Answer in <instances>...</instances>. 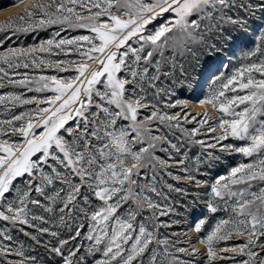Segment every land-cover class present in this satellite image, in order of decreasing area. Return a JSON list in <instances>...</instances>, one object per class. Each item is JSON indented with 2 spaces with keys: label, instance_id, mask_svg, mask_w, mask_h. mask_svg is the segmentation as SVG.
Wrapping results in <instances>:
<instances>
[{
  "label": "snow or ice",
  "instance_id": "6c2138e0",
  "mask_svg": "<svg viewBox=\"0 0 264 264\" xmlns=\"http://www.w3.org/2000/svg\"><path fill=\"white\" fill-rule=\"evenodd\" d=\"M48 28L0 48V264H264V0H35L0 45Z\"/></svg>",
  "mask_w": 264,
  "mask_h": 264
},
{
  "label": "rangeland",
  "instance_id": "374dc122",
  "mask_svg": "<svg viewBox=\"0 0 264 264\" xmlns=\"http://www.w3.org/2000/svg\"><path fill=\"white\" fill-rule=\"evenodd\" d=\"M33 3H35V0H0V24L6 23L9 20H16L18 15L25 14L26 8ZM157 19L160 20L161 22L163 21V18L161 17H158ZM153 23H155V21ZM51 32H52V28H48V29L32 30L28 32H20L15 35H9L8 38L5 40V43L3 45H0V48H4L7 46H13V47L25 46L26 47L34 42H39V40L41 39H47L51 35ZM72 34H75V33H72ZM6 35H7L6 31L0 30V39H4ZM61 35H64V33H61ZM239 55H240V52L238 50L236 52V56L238 57ZM229 58L235 59V57H232L231 55ZM18 90L23 91V89H18ZM0 91H3V89H0ZM178 98L189 99L190 107H192L194 110H199L201 107L195 100L192 99L187 89H185L184 93L182 95H179ZM211 114L213 116L216 115L215 112H211ZM187 126H191V124L186 125V127ZM177 135H179L178 132H177ZM198 150L199 149H196V148L192 149L191 154L194 155L195 152ZM158 154L164 155L163 152H159V151H158ZM226 162L227 161H222L219 165L213 168L212 169L213 175L217 174V172L222 173L224 170V163ZM169 182H171L170 178H169ZM173 195H176V194H173ZM188 203L190 204V201ZM197 211H199V209H197ZM189 213H190L189 219H191V208H189ZM223 214H224L223 210L221 209L220 215H223ZM3 226H4V222L0 221V227H3ZM183 227H184V224L182 223L180 225H174L173 229L183 228ZM19 235H20L21 240H24L29 251H31L33 255H36L38 259H41L44 262V264H48L49 261L53 260V257H51L47 253V251L44 249L42 244H35V242L26 240L23 237V234H19ZM189 235H194V233H189ZM180 246H185V245L181 244ZM196 246L202 247L201 245H196Z\"/></svg>",
  "mask_w": 264,
  "mask_h": 264
}]
</instances>
